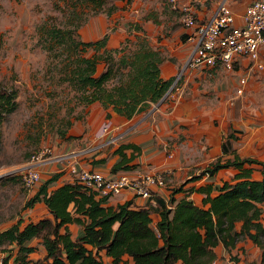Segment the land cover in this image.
Listing matches in <instances>:
<instances>
[{"label": "trees", "instance_id": "1", "mask_svg": "<svg viewBox=\"0 0 264 264\" xmlns=\"http://www.w3.org/2000/svg\"><path fill=\"white\" fill-rule=\"evenodd\" d=\"M83 1L92 2L93 10L81 21L46 29L50 37H57L58 43L73 46L74 58L66 66L73 65L63 78L75 89L78 102L88 105L100 101L105 107L132 117L166 99L174 76H161L160 50L145 36H139L140 42L134 47L129 46L130 39L120 46L108 47V33L96 40L83 39L80 27L88 17L101 11L110 14L117 8V0ZM89 49L93 52L88 53ZM17 94L16 88L0 81V125L5 114L17 106ZM110 115L109 111L107 117ZM80 117L82 114L75 116ZM72 123L68 119L67 127ZM62 133L65 135L66 131ZM232 137L233 132L223 141L224 151L231 148ZM128 145L116 148L122 157L113 164V171L135 165L130 163L135 154L124 151ZM254 160L236 154L220 156L207 164L203 173L211 175L221 167L233 165L240 169L232 180L219 185L216 193H212L211 184L199 186L205 192L202 204L187 197L178 200L174 193L181 187H173L169 199L156 193L155 202L147 198L144 205L134 206L132 199L106 204L110 195L96 196L78 179L50 189L49 184L62 173L57 171L26 203L33 206L43 200L51 215L24 224L17 221L0 232V245L14 242L18 255L35 249L27 244L28 240L41 238L46 249L44 256L31 261L23 255L20 264H106L99 254L102 249L112 256L110 264H121L125 253L134 258L135 264H173L179 259L184 264H212L217 255L215 246L220 242L231 247L245 236L259 244L264 241V175L253 177L251 168L244 165ZM155 211L160 215L156 222ZM71 221L82 224L81 234L72 235L68 227Z\"/></svg>", "mask_w": 264, "mask_h": 264}, {"label": "crops", "instance_id": "2", "mask_svg": "<svg viewBox=\"0 0 264 264\" xmlns=\"http://www.w3.org/2000/svg\"><path fill=\"white\" fill-rule=\"evenodd\" d=\"M116 2L117 8L110 14L102 11L90 15L80 27L81 37L85 40H96L108 33L107 46L116 47L127 39L133 41L139 36H145L163 55L159 62L161 76L164 79L173 77L184 64L191 47L187 39L188 27L182 23L180 13L169 5L168 0ZM214 6V0L201 3L197 13L206 17ZM261 57L264 61V49ZM233 72L239 73V76L248 74V82L242 94L236 92L239 76L231 74ZM208 74L211 73L200 66L186 69L179 87L166 99L159 104L153 103L147 112H138L132 117L105 107L100 101L89 103L83 118L85 121H79L75 125L76 131H80L82 137H90L93 141H102L106 137L117 135L119 145L130 144L124 147V151L128 155L135 154L130 161L135 165L113 171V164L122 157V153L116 151V148H104L98 152L97 148L81 159L80 164L100 170L107 176L122 171L134 174L153 168L160 169L165 171V176L169 174V180L167 184L155 187L157 194L169 199L173 187H181L174 193L178 200L187 197L200 204L205 192L199 190V186L211 184L212 193H216L219 185L225 180H232L240 169L231 165L221 167L212 175L203 173V168L220 156L234 157L239 154L242 157H253L256 160L247 161L244 165L251 168L253 177H263L264 68L249 72L246 63L242 62L222 79L218 77L210 80ZM109 111L111 115L107 117ZM104 120L111 121L113 126L109 132L100 135V126ZM232 132V146L224 151L223 141ZM169 152L173 155L170 156ZM94 153L95 156L88 157ZM58 171L62 173L49 184L50 189L73 179L67 169L59 166ZM128 199H132L134 206L147 202L146 197L135 194L130 188H124L121 192L110 195L105 203L117 204ZM38 202L45 206L46 216L51 215L45 202ZM159 217V213L155 211L154 221ZM262 219L264 220V213ZM1 226L0 224V232L9 227ZM68 227L73 236L83 231L82 224L77 221L69 222ZM239 227L240 221L237 225ZM34 240L35 237L28 240L27 244L33 245ZM9 245L14 246L17 251L14 242ZM215 250L217 255L212 264H232L233 261L241 264H264V241L259 244L249 236L242 237L231 247L220 242ZM45 252L44 247L43 256ZM32 253L33 250L28 255L31 261L39 259L33 257ZM11 254L8 250L7 264L11 256L12 260L16 256V252ZM99 254L106 264L111 263L112 256L105 250H99ZM121 264H135V261L130 254L125 253ZM173 264L184 262L179 259Z\"/></svg>", "mask_w": 264, "mask_h": 264}, {"label": "rangeland", "instance_id": "3", "mask_svg": "<svg viewBox=\"0 0 264 264\" xmlns=\"http://www.w3.org/2000/svg\"><path fill=\"white\" fill-rule=\"evenodd\" d=\"M247 1L233 0V4L237 10H242ZM92 4L83 0H0V81L18 91L17 106L5 114L0 125L1 227L46 216L42 202L33 206L26 203L44 180L56 173L59 166L63 168L60 162L46 163L39 183L29 189L24 185L22 174L11 171L13 167L25 163L44 144L52 145L56 151H66L99 141L82 137L75 128L79 121H85L87 105L78 102L75 89L63 78L73 65L66 66L74 58L73 46L69 48L67 43H58L57 37H50L46 31L54 25L76 24L93 10ZM129 41L132 47L140 42L138 37ZM91 52L93 50L89 49L88 53ZM227 74L230 72L217 69L208 74V78L222 79ZM231 74L239 76L237 72ZM78 114L82 117L75 118ZM68 119L73 120L69 127L66 124ZM119 143V140L111 141L97 152L117 148ZM93 156L95 153L88 157ZM168 177L169 174L166 175V184ZM33 245V257L42 258V239L35 238ZM14 248L6 241L0 246L7 255L8 250L11 255L16 252L8 264H20L23 255L29 259L27 251L17 255Z\"/></svg>", "mask_w": 264, "mask_h": 264}, {"label": "built area", "instance_id": "4", "mask_svg": "<svg viewBox=\"0 0 264 264\" xmlns=\"http://www.w3.org/2000/svg\"><path fill=\"white\" fill-rule=\"evenodd\" d=\"M206 1L209 0H168L188 27L187 39L191 47L184 64L174 75L166 97L179 87L184 72L189 68L200 66L209 73L217 69L231 72L242 62L246 63L249 72L264 68L261 57L264 49V0H248L242 10L235 8L233 0H214L215 6L210 15L201 17L197 8ZM247 82L248 74L238 77V94L244 93ZM112 126L111 121L104 120L100 135L109 132ZM116 139L117 135H111L102 141L66 151H56L52 145L44 144L25 163L13 167L11 171L20 172L24 185L32 189L39 183L45 164L56 161L96 196L113 195L130 188L135 194L155 202V187L166 184L165 171L153 168L134 174L122 171L107 176L100 170L80 164L82 156ZM169 155L173 153L169 152ZM7 256L0 250V264H6ZM232 264L241 263L233 261Z\"/></svg>", "mask_w": 264, "mask_h": 264}]
</instances>
